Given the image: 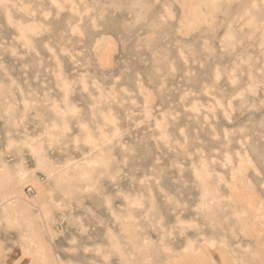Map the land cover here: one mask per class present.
I'll return each instance as SVG.
<instances>
[{"label":"rangeland","instance_id":"obj_1","mask_svg":"<svg viewBox=\"0 0 264 264\" xmlns=\"http://www.w3.org/2000/svg\"><path fill=\"white\" fill-rule=\"evenodd\" d=\"M199 250L264 264V0H0V264Z\"/></svg>","mask_w":264,"mask_h":264},{"label":"crops","instance_id":"obj_2","mask_svg":"<svg viewBox=\"0 0 264 264\" xmlns=\"http://www.w3.org/2000/svg\"><path fill=\"white\" fill-rule=\"evenodd\" d=\"M210 251V250H209ZM211 252H215V251H204V250H199V256L202 259V264H233L227 261V258H220V259H211L210 257H212V253ZM217 253H221L219 250H217ZM224 254V253H222Z\"/></svg>","mask_w":264,"mask_h":264}]
</instances>
